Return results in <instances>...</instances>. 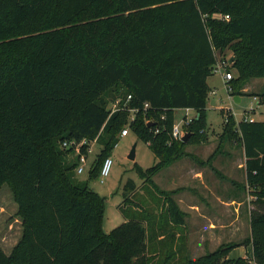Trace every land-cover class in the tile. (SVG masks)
I'll list each match as a JSON object with an SVG mask.
<instances>
[{"label": "trees", "instance_id": "trees-1", "mask_svg": "<svg viewBox=\"0 0 264 264\" xmlns=\"http://www.w3.org/2000/svg\"><path fill=\"white\" fill-rule=\"evenodd\" d=\"M228 50L232 95H241L246 81L264 78V0H0V188H11L23 226L10 253L0 245V264H264V120L236 122L222 109L221 137L242 148L254 197L241 242L184 254L175 232L187 216L175 199L180 188L154 179L189 143L208 140V79ZM177 109L198 113L186 142L172 136ZM129 123L157 162L135 164L143 182L125 183V221L106 232V197L88 182ZM72 139L101 146L88 181L76 179L79 157L62 147ZM145 193L157 203L140 202ZM250 245L251 258L230 256Z\"/></svg>", "mask_w": 264, "mask_h": 264}, {"label": "rangeland", "instance_id": "rangeland-1", "mask_svg": "<svg viewBox=\"0 0 264 264\" xmlns=\"http://www.w3.org/2000/svg\"><path fill=\"white\" fill-rule=\"evenodd\" d=\"M231 55L230 50L218 55V63L228 62ZM222 72L220 70L215 71L208 80L211 90L216 91L215 94L210 92L209 107L207 108L205 134L208 136V140L202 143H189L185 147L187 154L179 159L180 163L171 168L174 162L154 178L162 189L180 188V191L175 194V199L181 209L187 213V216L183 225L175 227V232L179 238H183V253H187L191 258L203 256L216 250L222 244L241 242L251 232L250 215L251 210L254 209L252 203L254 197L250 194L246 180V158L242 148L231 142L223 141L221 137L223 124L226 120L222 114V109L231 110L236 122L252 118L264 120V103L261 97L257 95L264 93V78L249 79L243 85L241 95H232L230 80L226 82ZM236 96L240 97L241 100H236ZM212 99L217 101L219 107L210 105ZM192 115H194L193 110L177 109L174 124H181L184 122L183 119ZM188 126L184 128L186 133H188ZM135 145L136 157L133 160L130 158V154ZM100 148L98 143L94 145V150L89 154L88 164L83 173L75 171V177L78 181L89 180V170ZM213 155L212 161L209 162V158ZM110 156L113 165L104 181L99 176L88 182L93 190L106 197V210L103 217V228L106 232H110L125 221L120 210L124 200L125 183L134 179L141 186L143 182L136 172L135 164L147 168L157 162V157L149 144L139 139L138 135L131 129L127 136H120L118 144ZM198 159L205 163L199 162ZM183 165L201 171L204 179L206 177L207 184L204 185L201 181L196 182L192 171L185 174L180 168ZM220 173L227 176L228 181L222 179ZM231 179L239 182V195L235 197V200L227 197V194L230 196V188L234 190V185L229 182ZM219 197L227 199V202L222 203L218 200ZM138 198L140 202L146 201V205L157 203V197L150 196L148 193L140 194ZM17 211L18 204L13 192L8 184H4L0 188V245L6 253L11 252L22 236V220ZM171 244L167 243L166 246H171ZM166 249L170 248L166 247ZM252 253V249L250 253L247 251V247L238 246L232 250L230 256L251 258ZM156 263H158V258H155Z\"/></svg>", "mask_w": 264, "mask_h": 264}, {"label": "built area", "instance_id": "built-area-1", "mask_svg": "<svg viewBox=\"0 0 264 264\" xmlns=\"http://www.w3.org/2000/svg\"><path fill=\"white\" fill-rule=\"evenodd\" d=\"M215 16L219 18L230 19L229 15L217 14ZM218 70L223 71L222 73L224 74V79L226 81H229L235 77L234 72L228 70V63L226 61H223L222 63H217L214 69V72ZM131 98L132 96L129 95L125 103L123 104V106H127ZM144 106L145 108H148L150 106V103L145 102ZM120 108H121V98H118L112 103L111 109L112 111H115ZM130 110L132 113L131 118H130V122H131L132 120H134L135 114L138 111V108H131ZM186 110H192V109H186ZM194 118L195 117L192 115L186 119H183L184 122H182L181 124H174L173 130H172L173 138L182 139L184 135L186 134V131L184 129L185 126H188L189 124H191ZM247 120L253 121L255 119L252 118V119H247ZM129 131H130V123L122 130L120 136L122 137L127 136L129 134ZM97 143H98L97 139L93 141H89L88 139H82V140L72 139V140L63 141L62 147L73 149L74 155H77L79 157V166L76 168V171L78 173H83L85 171V166L88 164L89 154L93 152L94 150L93 147ZM84 148H85V151H84ZM112 165H113V160L111 156H109L105 159L102 169H101L100 177L102 178L101 179L102 181H104L105 177L109 175Z\"/></svg>", "mask_w": 264, "mask_h": 264}, {"label": "crops", "instance_id": "crops-1", "mask_svg": "<svg viewBox=\"0 0 264 264\" xmlns=\"http://www.w3.org/2000/svg\"><path fill=\"white\" fill-rule=\"evenodd\" d=\"M232 56V55H231ZM209 80V79H208ZM227 82V81H226ZM210 85V84H209ZM211 93L212 94H215L216 93V91H214V90H212L211 91ZM241 100V99H240ZM210 105L211 106H214V107H219L218 105H217V101L215 100V99H212L211 100V103H210ZM209 107V106H208ZM207 107V108H208ZM220 108H222V106H220ZM194 111V115L193 116H196L197 117V115H198V113L195 111V110H193ZM178 163H180V161L178 160V161H176L175 163H174V165H172L171 166V168H173L175 165H177ZM170 167V166H169ZM180 168L181 169H183V171L185 172V174L186 173H188V172H194V177H195V179H196V182H200L201 181V183H204V185H206L207 183H206V177H205V179H204V177L202 176V172L201 171H199V170H195V168L194 167H186V166H180ZM188 169V170H187ZM201 175V176H200ZM222 179H224V178H222ZM224 180H226V181H228L227 179H224ZM232 185H234V190H233V188H232V190H231V188H230V196H228V194H227V197H231V198H229V199H232V200H235V197L236 196H238L239 195V190H238V187H239V182L238 181H236L237 182V184H233L231 181H229ZM236 185V186H235ZM219 201H221L222 203H226L227 202V199H222V198H220L219 197V199H218ZM163 237V236H162ZM251 249H252V251H253V248H252V245H250V246H248L247 247V251H250V253H251Z\"/></svg>", "mask_w": 264, "mask_h": 264}, {"label": "water", "instance_id": "water-1", "mask_svg": "<svg viewBox=\"0 0 264 264\" xmlns=\"http://www.w3.org/2000/svg\"><path fill=\"white\" fill-rule=\"evenodd\" d=\"M233 60V58L231 59V61ZM236 100H240V97L238 98V96H236ZM153 122H151V123H149V124H152ZM191 136V133H186L185 135H184V137L182 138V140L184 141V142H186V141H188V139H189V137ZM135 157H136V145L134 146V148H133V150H132V152H131V154H130V158L131 159H135Z\"/></svg>", "mask_w": 264, "mask_h": 264}]
</instances>
